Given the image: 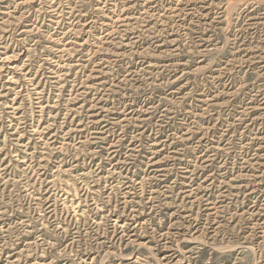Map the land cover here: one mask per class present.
I'll list each match as a JSON object with an SVG mask.
<instances>
[{
	"label": "rangeland",
	"instance_id": "rangeland-1",
	"mask_svg": "<svg viewBox=\"0 0 264 264\" xmlns=\"http://www.w3.org/2000/svg\"><path fill=\"white\" fill-rule=\"evenodd\" d=\"M0 264H264V0H0Z\"/></svg>",
	"mask_w": 264,
	"mask_h": 264
}]
</instances>
